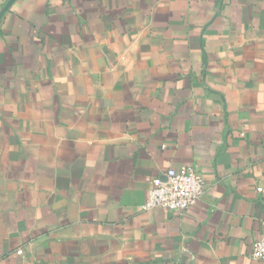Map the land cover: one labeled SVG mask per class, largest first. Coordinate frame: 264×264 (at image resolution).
Listing matches in <instances>:
<instances>
[{"label": "crops", "instance_id": "crops-1", "mask_svg": "<svg viewBox=\"0 0 264 264\" xmlns=\"http://www.w3.org/2000/svg\"><path fill=\"white\" fill-rule=\"evenodd\" d=\"M183 167L203 199L144 210ZM263 236L264 0H0V264H264Z\"/></svg>", "mask_w": 264, "mask_h": 264}, {"label": "built area", "instance_id": "built-area-1", "mask_svg": "<svg viewBox=\"0 0 264 264\" xmlns=\"http://www.w3.org/2000/svg\"><path fill=\"white\" fill-rule=\"evenodd\" d=\"M165 177L166 180L162 178L153 180L144 210L162 208L184 214L203 199L206 193L207 182L194 167L169 170ZM18 254L22 255L23 251H19ZM252 258L264 263V236L254 243Z\"/></svg>", "mask_w": 264, "mask_h": 264}, {"label": "water", "instance_id": "water-1", "mask_svg": "<svg viewBox=\"0 0 264 264\" xmlns=\"http://www.w3.org/2000/svg\"><path fill=\"white\" fill-rule=\"evenodd\" d=\"M9 6H10V4H8V6L5 8V10H7Z\"/></svg>", "mask_w": 264, "mask_h": 264}]
</instances>
